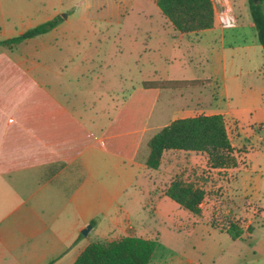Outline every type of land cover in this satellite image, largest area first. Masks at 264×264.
Masks as SVG:
<instances>
[{
  "label": "rangeland",
  "instance_id": "obj_1",
  "mask_svg": "<svg viewBox=\"0 0 264 264\" xmlns=\"http://www.w3.org/2000/svg\"><path fill=\"white\" fill-rule=\"evenodd\" d=\"M213 3L220 26L219 16L226 8L234 16L229 6L218 8L215 0ZM60 7L58 14L63 19L54 29L13 48L0 43V69L21 72L7 76L4 92L13 95L14 101L61 106L70 116L68 120L63 117L70 136H124L119 140L126 144L127 155L131 136H151L179 112H203L202 106H197L203 101L187 86L178 87L177 95L183 98L175 115L161 110L160 103L150 119L137 112L138 101L149 97L139 91L150 64V53L143 50L145 26L164 18L154 0H0V42L53 17ZM227 125L238 151V166L243 165L246 160L240 156L250 151L252 144L238 138L241 133L237 134L228 117ZM147 152L143 140L134 158L124 159L133 184L121 201L127 211L126 231L158 239L149 264H264V189L257 201L236 192L230 184L235 174L210 168L201 152L167 150L155 169L144 164ZM254 153V162L264 166L261 152ZM177 174L205 189L200 214L164 195ZM211 218L219 224L235 219L244 228L252 225L253 230L232 239L212 227ZM118 235L123 233L100 228L91 233V239Z\"/></svg>",
  "mask_w": 264,
  "mask_h": 264
},
{
  "label": "crops",
  "instance_id": "obj_2",
  "mask_svg": "<svg viewBox=\"0 0 264 264\" xmlns=\"http://www.w3.org/2000/svg\"><path fill=\"white\" fill-rule=\"evenodd\" d=\"M215 1L230 7L232 27L222 28L215 18L210 28L182 33L164 16L145 26L150 64L139 91L149 97L138 101L137 112L150 119L160 103L175 115L183 98L178 88H144L142 81L198 80L187 87L203 101L199 114H222L229 135L228 117L238 138L252 144L240 156L246 163L227 170L235 174L231 188L257 201L264 189V166L254 162L256 150L264 161V55L247 0ZM20 73L0 69V264H72L100 228L137 235L126 231L121 198L133 179L124 159H133L150 136H131L128 155L119 140L124 136H70L63 118L70 116L61 106L16 102L4 92L8 74ZM180 113L173 119L196 116Z\"/></svg>",
  "mask_w": 264,
  "mask_h": 264
},
{
  "label": "trees",
  "instance_id": "obj_3",
  "mask_svg": "<svg viewBox=\"0 0 264 264\" xmlns=\"http://www.w3.org/2000/svg\"><path fill=\"white\" fill-rule=\"evenodd\" d=\"M264 0H247L249 14L254 22L257 39L264 55ZM162 15L182 33L196 32L213 26L215 12L212 0H155ZM62 21L60 15L25 29L18 35L5 38L0 43L13 48L26 39L49 32ZM198 80L142 81L144 88H178L195 85ZM148 153L144 164L158 168L167 150L201 152L206 155L212 169L235 168L239 164L236 148L231 144L222 114H199L176 118L163 125L147 140ZM203 187L188 180L183 174L171 178L164 195L193 214H200L206 196ZM91 222H94L92 220ZM210 225L239 239L252 225L244 228L235 219L227 218L222 224L210 220ZM158 239L141 235H118L110 239L91 240L72 264H149L158 245Z\"/></svg>",
  "mask_w": 264,
  "mask_h": 264
},
{
  "label": "built area",
  "instance_id": "obj_4",
  "mask_svg": "<svg viewBox=\"0 0 264 264\" xmlns=\"http://www.w3.org/2000/svg\"><path fill=\"white\" fill-rule=\"evenodd\" d=\"M219 22L223 28L232 27L235 22V17L230 13L229 9H225L219 16Z\"/></svg>",
  "mask_w": 264,
  "mask_h": 264
},
{
  "label": "water",
  "instance_id": "obj_5",
  "mask_svg": "<svg viewBox=\"0 0 264 264\" xmlns=\"http://www.w3.org/2000/svg\"><path fill=\"white\" fill-rule=\"evenodd\" d=\"M90 227H91V225L89 224V225H87L85 228H83L82 230H81V232L83 233V234H86L87 233V231L90 229Z\"/></svg>",
  "mask_w": 264,
  "mask_h": 264
}]
</instances>
